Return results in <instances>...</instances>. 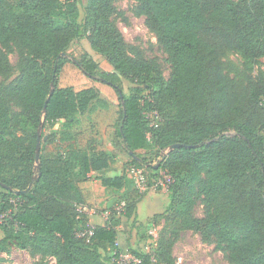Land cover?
I'll use <instances>...</instances> for the list:
<instances>
[{"label": "trees", "instance_id": "1", "mask_svg": "<svg viewBox=\"0 0 264 264\" xmlns=\"http://www.w3.org/2000/svg\"><path fill=\"white\" fill-rule=\"evenodd\" d=\"M118 1L86 0L80 18L77 0H0V75L18 72L4 88L5 97L34 128L26 142L15 145L16 154L0 144V217L7 215L0 220V253L12 241L33 255L53 257L56 264H118L123 252L118 226L125 224V252L138 259L135 264H175L172 249L180 229L212 240L232 264H264V0H135V15L144 17L166 54L168 78L155 61L128 54L116 24L117 18L127 22ZM81 38L110 71L88 52L68 53L71 42ZM224 48L241 57L247 73L263 76L262 83L249 91L231 79L223 69ZM8 52L16 55L14 66ZM67 62L116 92L115 132L134 165H145L138 150L155 149L159 167L170 172L159 199L162 212H149L144 203L142 218L141 198L124 205L120 216L91 225L78 207L83 194L77 181L108 168L114 158L109 150L77 146L75 115L98 94L94 87L58 86ZM47 96L36 169V130ZM151 111L160 115L156 126L148 119ZM10 120L0 109V129ZM49 142L63 151L45 156ZM174 143L181 146L161 154ZM100 183L120 190L124 176L101 177ZM163 213H170L172 227L145 252L137 243L150 241L147 233ZM85 229L91 234L76 235Z\"/></svg>", "mask_w": 264, "mask_h": 264}, {"label": "rangeland", "instance_id": "2", "mask_svg": "<svg viewBox=\"0 0 264 264\" xmlns=\"http://www.w3.org/2000/svg\"><path fill=\"white\" fill-rule=\"evenodd\" d=\"M77 1L79 2L80 18H82L83 6L86 0ZM115 5L127 17L126 23L117 18L116 24L125 39L128 54L136 59L155 61L159 65L163 77L168 78L170 68L169 63L166 61V54L157 44L153 33L145 25L144 17L135 15L136 1L120 0ZM67 51L74 57H79L83 52H88L96 62L105 69L111 70L110 65L90 48L85 38L73 40ZM7 58L13 66L16 64V55L8 52ZM261 61L264 63V56ZM222 63L224 72L242 87L248 88L249 91L254 84L262 83L263 76L258 77V72L255 70L247 73L242 66L241 57L228 48H224L222 51ZM17 76L18 72L16 70L9 75H0V109L6 110L11 118L8 127L5 130L0 129V144L10 154L18 153L19 147L15 145L19 142H26L28 136L34 132L33 126L21 115L20 108L5 97L6 91H4V88L13 83ZM57 84L59 87L71 86L75 90L86 87H94L97 90V99L93 100L83 113L75 115L76 122L73 128L76 142L79 148L85 149L90 146L95 152L107 150L110 147L111 150L108 152L111 151L114 158L108 168L97 173L88 174L84 179L77 181L78 183L88 184L95 193V198H98L92 200L87 194L78 207L86 206L93 214L106 220L111 215L120 216L116 213V208L121 204L126 205L128 202L142 198L140 204L145 207L141 208L140 216L145 217L147 215V208L144 205V203L146 204V198L152 196L158 198L160 196V200L163 199L167 184L171 180L170 172L159 167L160 157L156 154V150H138L137 154L145 159V165L141 168L134 165L132 159L122 148L120 138L115 132L120 115L119 99L116 92L109 85L84 76L72 62H67L63 66ZM126 87L124 86L123 89L125 92L127 91ZM144 96L148 97V93L144 92ZM151 113L152 111L147 114L149 121L159 122V113ZM262 115L264 117V111ZM15 116H19L18 123L15 121ZM14 140L16 142H11ZM59 151H63V149L57 146L55 142H49L45 145L44 155L52 157ZM137 170H143L148 177L147 189L144 191L140 189L136 182ZM116 175L124 176L123 188L120 190L113 187L102 189L100 178ZM155 200L152 202L149 212H162L163 204L157 202V199ZM196 214L198 216L202 215L201 206L197 207ZM6 217L7 215H3L0 220L6 219ZM171 227L170 213H163L161 217H158L157 222L152 223V229L147 233L152 236L150 241L141 239L137 245L145 252H149L156 245L160 232L163 230L169 232ZM117 242L123 252L127 251V228L125 224L118 226ZM172 254L175 257V264H232L223 251L214 248L212 240L202 241L199 233L194 230L180 229L178 231ZM0 264H56V261L51 256L33 255L26 249L18 248L11 241L7 249L0 253Z\"/></svg>", "mask_w": 264, "mask_h": 264}, {"label": "built area", "instance_id": "3", "mask_svg": "<svg viewBox=\"0 0 264 264\" xmlns=\"http://www.w3.org/2000/svg\"><path fill=\"white\" fill-rule=\"evenodd\" d=\"M156 111H152L151 114H156ZM156 116V115H155ZM151 125L156 126V122L152 121ZM136 182L138 183V186L140 187L141 190H146L147 189V176L144 174L143 170H137L136 171ZM124 204H121L119 207L116 208V213H120L123 211ZM79 208L84 211L85 213H93L91 212L86 206H79ZM85 234L90 235L91 230L90 229H85L82 231L77 232V236H83ZM117 263L118 264H135L138 262V259L135 258L132 254L128 252H121L117 258Z\"/></svg>", "mask_w": 264, "mask_h": 264}, {"label": "water", "instance_id": "4", "mask_svg": "<svg viewBox=\"0 0 264 264\" xmlns=\"http://www.w3.org/2000/svg\"><path fill=\"white\" fill-rule=\"evenodd\" d=\"M53 90V85L51 84V88H50V93L49 96L51 95ZM49 96H47V98L45 99V104L43 106V110L41 112V116H40V120H39V124L36 130V145H35V157H34V163L33 166L34 168H38L39 166V154H40V141H41V132H42V128H43V122H44V118H45V112H46V103L49 99ZM120 98H122V95L119 94ZM43 138H46V136L44 135ZM181 146V144L179 143H174V144H170L169 146L165 147L162 152L166 155L168 154L171 150H173L176 147Z\"/></svg>", "mask_w": 264, "mask_h": 264}, {"label": "crops", "instance_id": "5", "mask_svg": "<svg viewBox=\"0 0 264 264\" xmlns=\"http://www.w3.org/2000/svg\"><path fill=\"white\" fill-rule=\"evenodd\" d=\"M111 150V148L109 147L106 151ZM102 189H105L106 187L101 185ZM78 187L80 189V191L83 194V197H86V195L88 194L89 198L92 200H96L98 199L97 197L95 198V193L93 192L92 188L88 186V184L86 183H78ZM155 199H157V202H159L160 196H158V198H155V196L152 197H147L146 198V203L151 206L153 201H156ZM100 200V199H99ZM89 214V223L93 224V225H103L104 224V219L101 216L95 215L93 213H88Z\"/></svg>", "mask_w": 264, "mask_h": 264}]
</instances>
